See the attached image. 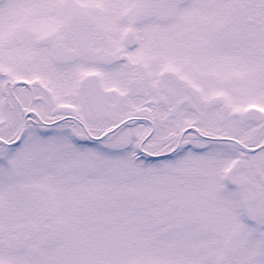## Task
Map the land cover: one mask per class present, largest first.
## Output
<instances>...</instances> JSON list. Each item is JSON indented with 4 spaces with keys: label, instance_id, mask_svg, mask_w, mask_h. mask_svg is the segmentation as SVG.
<instances>
[{
    "label": "snow or ice",
    "instance_id": "1",
    "mask_svg": "<svg viewBox=\"0 0 264 264\" xmlns=\"http://www.w3.org/2000/svg\"><path fill=\"white\" fill-rule=\"evenodd\" d=\"M0 264H264V0H0Z\"/></svg>",
    "mask_w": 264,
    "mask_h": 264
}]
</instances>
